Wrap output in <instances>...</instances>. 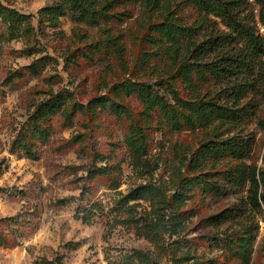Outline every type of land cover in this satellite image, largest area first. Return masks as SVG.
Masks as SVG:
<instances>
[{
  "label": "rangeland",
  "instance_id": "obj_1",
  "mask_svg": "<svg viewBox=\"0 0 264 264\" xmlns=\"http://www.w3.org/2000/svg\"><path fill=\"white\" fill-rule=\"evenodd\" d=\"M52 1L0 0V4L28 15L34 28L28 35H12L8 22L0 18V264H151L131 257L134 249L149 255L155 264H174V257L187 250L192 258L180 261L182 264H264V201L257 210L242 206L240 216L219 226L207 221L210 215L236 207L246 198L249 179L233 183L223 173L240 163L229 157L219 160L218 171L211 173L221 189L206 193L196 188L183 206L187 211L178 233L162 231V247L137 233L125 219L131 216L128 210L141 221L154 215L148 199L122 203L121 198L138 184L161 185L171 198L187 156L210 134V127L172 130L154 117V124L146 130L145 165L137 167L124 141L126 119L106 111L77 113L71 124L55 116L46 141L32 139L30 144L20 136L30 128L36 106L52 91L69 90L82 102L110 93L114 81L131 77L120 65L126 63L131 68L136 56L146 49L140 44L145 31L140 21L145 16L138 5H130V17L109 24L125 45L121 64L112 47L99 52L90 46L102 37L96 26L75 22L70 15L61 16L55 27L39 24V9ZM178 1L172 0V6ZM250 1L257 13L258 5ZM176 12L186 22L198 24L195 10L186 2ZM211 17L199 25L202 38L211 27H224ZM40 56L49 57L40 72H28L25 66ZM261 60L257 65L262 68L264 57ZM262 72L260 69L261 77ZM141 74L137 75L145 78ZM260 89L248 92L255 103V117L235 133L245 138L253 135L242 163L264 167V127L258 122L264 119V94ZM127 100L134 111L140 109L135 98ZM104 166L108 172L96 173ZM94 202L98 207L93 208L91 219L77 217ZM129 204L136 205L132 209ZM170 213L171 209H163L164 216ZM244 229L254 234L248 263L233 256L225 244L226 233L238 234Z\"/></svg>",
  "mask_w": 264,
  "mask_h": 264
},
{
  "label": "trees",
  "instance_id": "obj_2",
  "mask_svg": "<svg viewBox=\"0 0 264 264\" xmlns=\"http://www.w3.org/2000/svg\"><path fill=\"white\" fill-rule=\"evenodd\" d=\"M252 1L258 5L257 13L250 0H180L174 6L172 0H53L46 4L39 9V24L47 22V25L55 27L61 16L70 15L75 22L96 26L102 37L90 46L99 52L104 47H112L121 64L125 45L120 35L112 32L109 24L130 17L133 11L130 5H138L145 16L140 21L145 28L140 44L146 49L136 56L131 68L126 63L120 65L121 69H128L131 77L114 81L110 93L82 102L69 90L61 88L52 91L36 106L30 115V128H26L20 136L30 144H33L32 139L46 141L52 132L53 117L58 115L65 124H71L77 113L98 115L106 111L119 119H126L124 141L137 167L145 165L142 156L147 151L146 130L154 124V117L156 122L172 130L210 127V134L201 139L187 156L184 172L177 175V189L171 198L161 185L151 182L132 187L121 198L123 204L138 199L150 200V212L154 215L141 221L128 210L131 216L125 219L135 226L137 233L159 247H162V231L178 233L182 227L187 211L183 206L196 188L206 193L221 189L211 173L214 175L218 171L216 163L222 158L229 157L240 162L223 170L228 181L242 183L249 179L250 185L246 198H241L238 206L212 214L207 221L219 226L240 216L238 211L242 206L260 209L261 201H264V167L242 163L251 148L253 135L245 138L235 133L256 115L255 103L248 92L260 89L262 84L263 90H260L264 94V66L259 67L264 57V34L259 32L257 24L259 22L264 29V0ZM185 2L195 10L198 24L186 22L176 12V8H181ZM210 16L213 22H221L224 27H211L209 34L202 38L199 25ZM0 18L8 22L12 35L33 32L28 15L2 4ZM48 58L40 56L25 68L37 74ZM257 66L263 71V77ZM141 71L145 78L137 75ZM148 76L155 78L149 80ZM128 98L139 101L140 109L134 111ZM258 122L264 127V119L259 118ZM25 147L31 153V147ZM106 172L108 166L96 170L98 174ZM135 205L129 204V207L134 209ZM97 207L95 202L85 206L83 213L77 217L87 221L94 215L93 208ZM165 208L171 209L170 216L163 215ZM253 239L254 234L248 229L238 234H225L226 247L244 263L250 260ZM130 256L151 264L157 263L139 249H134ZM190 258L187 250L174 257V264H182L180 261Z\"/></svg>",
  "mask_w": 264,
  "mask_h": 264
},
{
  "label": "built area",
  "instance_id": "obj_3",
  "mask_svg": "<svg viewBox=\"0 0 264 264\" xmlns=\"http://www.w3.org/2000/svg\"><path fill=\"white\" fill-rule=\"evenodd\" d=\"M0 206H1V204H0Z\"/></svg>",
  "mask_w": 264,
  "mask_h": 264
}]
</instances>
